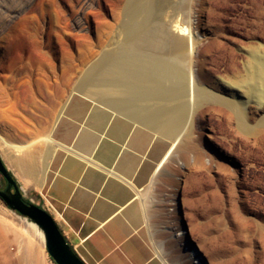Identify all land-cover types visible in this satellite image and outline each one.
<instances>
[{"label": "bare ground", "instance_id": "bare-ground-1", "mask_svg": "<svg viewBox=\"0 0 264 264\" xmlns=\"http://www.w3.org/2000/svg\"><path fill=\"white\" fill-rule=\"evenodd\" d=\"M34 1L18 0L17 4L6 5V0H0V31ZM123 14L118 38L108 50L103 48L98 60L94 58L95 62L86 67V75L80 79L78 88L82 91V87L90 85L108 92L106 100L113 106L126 108L137 119L154 127L156 133L168 138L170 146L160 166L168 164L172 167L160 182L155 178L146 191L141 190L146 210L143 209L148 212L146 215L152 221V227H156L154 239L168 264L174 259L178 264H213L217 257H205L202 245L191 239V231L181 217V181L174 166L182 168L186 175L197 169V173L190 175L191 181L197 180L201 169H224L233 178L234 195L231 197L238 200L239 185L246 183L248 172L240 178L237 163L223 164L234 160L200 133L196 134L195 120L198 112L204 114L212 110L238 132H249L256 127L264 131V0H126ZM219 17L236 20L242 34L252 39L243 49V68L225 78L217 76L212 67H218L224 55H234L235 50L221 39L223 32L214 23ZM149 103H152V109L145 108ZM0 141L16 155L34 143L44 141L47 148L53 145L50 134L20 144L7 140L0 133ZM260 141H256L257 146ZM180 152L182 157L178 156ZM49 153L43 154L44 158L41 156L44 163L51 157ZM16 161L22 164L21 158ZM30 162V170L36 172L38 160L32 158ZM22 219L26 225L19 233L33 231L44 246L42 229L30 218ZM167 250L172 258L166 256Z\"/></svg>", "mask_w": 264, "mask_h": 264}, {"label": "rangeland", "instance_id": "rangeland-1", "mask_svg": "<svg viewBox=\"0 0 264 264\" xmlns=\"http://www.w3.org/2000/svg\"><path fill=\"white\" fill-rule=\"evenodd\" d=\"M125 1L35 0L0 31V133L7 140L27 144L50 134L67 97L73 91H81L78 86L86 75V67L118 38ZM17 3L18 0L5 2ZM214 21L223 32L221 39L235 50L234 55H224L218 67L208 65L217 76L225 78L243 68V49L252 39L242 34L236 20L219 17ZM93 87H82V91L107 101L108 92ZM151 104L145 108L152 109ZM195 121L196 134L234 160L223 164L237 163L240 178L245 172L249 175L246 183L239 185L237 200L231 197L233 178L224 169H201L197 180L191 181L190 175L197 169L186 175L182 168L174 166L181 181V217L191 231L190 237L202 245L207 259L217 257L213 264H264V131L254 126L249 132H238L212 110L198 112ZM259 140L261 144L257 146ZM40 143L31 144L16 155L0 141V154L7 167L8 157L22 156L36 158L42 165L48 148L44 141ZM30 164L22 159L19 165L28 172ZM167 165L166 172L172 167ZM166 172L159 182L167 176ZM5 184L0 173V188ZM22 217L26 216L0 202V264H55L33 231L19 233L26 225ZM167 252L166 256L172 258ZM170 262L178 264L175 259Z\"/></svg>", "mask_w": 264, "mask_h": 264}, {"label": "crops", "instance_id": "crops-1", "mask_svg": "<svg viewBox=\"0 0 264 264\" xmlns=\"http://www.w3.org/2000/svg\"><path fill=\"white\" fill-rule=\"evenodd\" d=\"M82 93H70L52 125L49 163L24 172L8 157L9 171L23 198L52 215L86 264H168L154 242L141 190L165 174L160 163L169 140L126 108Z\"/></svg>", "mask_w": 264, "mask_h": 264}, {"label": "water", "instance_id": "water-1", "mask_svg": "<svg viewBox=\"0 0 264 264\" xmlns=\"http://www.w3.org/2000/svg\"><path fill=\"white\" fill-rule=\"evenodd\" d=\"M0 173L7 182L2 197L10 205L11 209L30 218L43 231L45 246L48 253L56 264H86L67 243L66 238L58 228L52 215L44 208L33 202H26L23 199L22 191L16 180L6 166L0 154ZM12 187L14 191H12Z\"/></svg>", "mask_w": 264, "mask_h": 264}, {"label": "trees", "instance_id": "trees-1", "mask_svg": "<svg viewBox=\"0 0 264 264\" xmlns=\"http://www.w3.org/2000/svg\"><path fill=\"white\" fill-rule=\"evenodd\" d=\"M17 183V182H16ZM17 185H18V183H17ZM7 187V183L5 184V186L3 187V188H0V202L4 205V206H6V207H9V208H11L10 207V205L6 202V200H5V198H3L1 195H2V192L4 191V189ZM26 202H30V201H28L27 199H25V198H23ZM18 214H20L19 212H17ZM20 215H22V214H20ZM51 259H52V257H51ZM52 261L55 263V261L52 259ZM56 264V263H55Z\"/></svg>", "mask_w": 264, "mask_h": 264}, {"label": "flooded vegetation", "instance_id": "flooded-vegetation-1", "mask_svg": "<svg viewBox=\"0 0 264 264\" xmlns=\"http://www.w3.org/2000/svg\"><path fill=\"white\" fill-rule=\"evenodd\" d=\"M7 183V182H6ZM12 191H14V188L12 187Z\"/></svg>", "mask_w": 264, "mask_h": 264}]
</instances>
